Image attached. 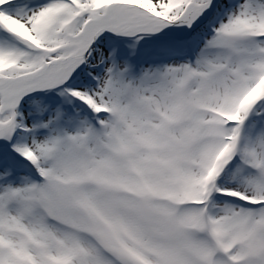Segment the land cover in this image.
<instances>
[{
  "label": "snow or ice",
  "instance_id": "snow-or-ice-1",
  "mask_svg": "<svg viewBox=\"0 0 264 264\" xmlns=\"http://www.w3.org/2000/svg\"><path fill=\"white\" fill-rule=\"evenodd\" d=\"M0 264H264V0H0Z\"/></svg>",
  "mask_w": 264,
  "mask_h": 264
}]
</instances>
